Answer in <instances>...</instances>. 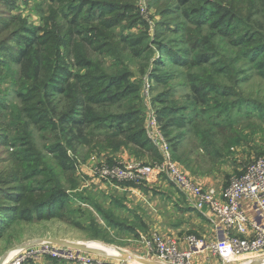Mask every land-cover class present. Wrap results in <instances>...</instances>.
<instances>
[{"label":"trees","instance_id":"trees-1","mask_svg":"<svg viewBox=\"0 0 264 264\" xmlns=\"http://www.w3.org/2000/svg\"><path fill=\"white\" fill-rule=\"evenodd\" d=\"M53 1L64 2V0ZM81 1L80 4L91 3L90 0ZM158 1L170 3L163 10V14L169 16L170 20L165 22V29L160 32L162 36L157 41V43H160L158 49L161 57L163 56L164 62L161 63L159 60L156 67L153 68L154 75L157 77V80L155 79L156 82L162 83L165 81L168 67H174L178 69L177 71L188 66L203 67L205 53L197 54L196 57H200V61L196 63H191L195 58L193 60L187 57L181 59L175 55V53H178L177 51H186L179 53L180 56L189 54L187 48H181V45L184 43L182 41L190 39L191 33H196L198 35L196 36L197 39L204 42L211 41L212 37H217L219 42L223 43V38H226L229 43L236 46L235 48L233 47L236 49V55L233 58L227 55H224L223 58L218 56L219 66H211L213 62L208 64L205 61L206 65L209 66L203 68L201 75L190 74L188 81L193 94L190 101L187 105L181 106V108L173 107L174 104L167 106L165 112L169 114L171 119L164 122V118L159 117L158 120L162 124L163 133L169 139L172 154L176 161L180 162L193 176H207L213 172L231 146L244 136L241 130L237 131L235 126L228 122L231 119L230 113L224 116V114L220 115L221 113L216 110L213 114H207L208 107L203 103V99L206 94L207 98L212 101H217L218 97H225L230 92L241 95L240 80L242 77L240 74L246 71L244 59L240 57L241 53L244 54V58L247 54L251 55V58H245L248 60L246 64L259 77L264 79V43L262 41L264 36L258 38L263 25H259L255 29L236 30V25L231 24V10L219 0ZM69 3L70 0H66V4ZM86 7H88L87 4ZM243 7H247V5L244 3ZM97 8H100L103 13L108 15L115 11L114 4L111 2L106 3V1L98 2ZM79 9L80 6L75 11L79 12ZM89 10L91 9L89 8ZM226 11L228 12L227 18L224 17ZM91 12L93 13L95 10ZM209 13L216 15L215 17L217 18L204 21L203 18ZM236 15L238 14L236 13ZM98 18H100L99 14ZM184 21L188 23L185 24ZM234 21H238V18H234L232 22ZM229 23L231 25L228 27ZM224 24L227 29L224 28ZM0 27L8 28L9 26L8 23L2 21ZM26 31L32 34L34 38L28 39L22 30H18L11 36L17 46L10 48L9 43L12 41L0 42V56L19 65L22 77L24 76L27 78L26 80L33 82V90L29 94L18 93L26 105L25 109H28L29 121L23 122V119L19 117L15 122V125H17L16 130L19 134L17 141H20L21 146H23V154L16 157L15 155L18 152H15L13 154L16 157L15 160L8 164L11 165V168L15 167L11 170L12 175L8 183H13L17 186L15 187L16 192H13L10 196H5L6 202L11 204L9 206L0 205V239L12 226L31 223L35 220L38 222L54 220L67 222L73 228L83 231L91 240H102L106 244L113 242V239L109 238L112 236L109 230L118 229V234H131L134 239H141L142 235L145 234L141 232H146L147 226L140 216L135 215V220L118 216L110 208L95 202L94 197L90 195H78L80 201L85 202L92 199L94 203L92 208H86V215L82 217V219L89 217L93 224L91 225L92 227L84 224L81 226L79 223L83 221L71 218L75 213L71 205L73 196H68L64 182L66 178L70 177L71 187L78 189L79 182L76 178L78 172L77 161L70 156L69 151L76 156L80 148L79 145L86 140L88 131L93 125L95 127L99 119L108 121L107 125L110 131L104 132L103 139H100L97 134L95 135L92 140L94 143L91 147H88L89 155L92 153H97L96 155L105 153L108 156L107 164L111 166L118 165L119 161L115 157L124 151L129 152L138 160L149 159L147 163H155L163 159L160 148L146 134L145 126H143V122L140 119V106L129 108L119 114L105 111L106 103L118 104V101L136 92L137 88L129 82V75L127 76L125 73L107 75L103 70H99L100 76H91V74L74 75L66 66L67 63L64 57L53 51L51 53L52 57L48 59L46 52L43 50L44 43L42 38L36 37L35 33L30 30ZM205 31L207 32L206 35H204ZM187 33L188 35H186ZM186 37L188 40H186ZM150 51L153 53V50ZM239 57V62L242 63L240 67L236 64V59ZM56 63L64 66L57 68L58 65ZM86 64L87 61L84 60L80 66L85 67L84 65ZM220 66L222 67L219 68ZM252 95L253 93L248 92L245 97ZM35 96L36 100L33 102ZM56 96H63L67 99L64 105L67 110L65 113L63 110L61 115H57L58 102H55V109L50 101L51 97L55 100ZM163 97L164 94L161 95V99ZM253 101L257 105H263L262 108L264 109V98ZM220 103L225 107L226 102ZM93 105L101 106L103 110L97 112L101 113L104 111L106 114L96 115L93 112ZM197 105H205L207 109L202 110L200 107H196ZM8 111L9 108H6L3 102L0 101V112ZM162 113L163 109L161 115ZM93 115L96 116L94 117ZM182 115L185 116L183 117ZM5 117L3 115L1 118ZM23 124L25 126L24 133L18 129ZM41 125L55 131L57 141L46 146V151H40L41 161L39 164H35L36 162H32L34 160H27L21 157L37 158L33 132L30 133L28 129L30 130L32 126L43 128ZM187 126L193 131L192 140L185 142L189 134L186 135L184 132L178 134V136H173V128L175 130L176 128H186ZM1 127L3 126H0V130H3ZM227 127H232L237 132L232 129L226 131ZM58 130L61 132L60 136L57 134ZM63 135H67V142L65 139L60 138ZM58 136L60 141H58ZM1 141L6 143L5 138H2ZM74 141H77V145L73 144ZM92 157H88L86 161ZM243 173L244 171L238 175ZM39 178L44 180L39 181L36 186H32L33 182ZM30 181L32 184L27 183ZM137 183L126 182L121 183V186L134 187L138 185ZM115 204L117 203L113 202L111 206L116 209L121 208L120 205L118 207ZM81 209L84 211L83 207ZM94 212L98 214V217L95 216Z\"/></svg>","mask_w":264,"mask_h":264},{"label":"rangeland","instance_id":"rangeland-1","mask_svg":"<svg viewBox=\"0 0 264 264\" xmlns=\"http://www.w3.org/2000/svg\"><path fill=\"white\" fill-rule=\"evenodd\" d=\"M100 1H106V3L111 2L114 4L115 11L108 15L107 13H103L100 8L96 9L97 4ZM219 1L227 5L231 10V24L236 25V30H248L249 28L255 29L258 28L259 25H263V28L258 34V38L264 36V0ZM80 2L82 1L70 0V3L66 4V0H64L63 3L55 2L53 0H0V23L4 21L8 23L9 26L8 28L0 27V42L12 41L9 43L10 48L15 47L17 45L11 39L12 34L15 31L22 30L23 34L27 36L26 38H34L32 34H29L26 31L30 30L35 33L36 37L42 38V42L44 43L43 50L46 52L47 58L50 59V57H52L51 53L53 51L59 53L61 57L65 58L67 63L66 66L74 75L79 74L80 76H83L91 74V76H100L99 70H103V72L107 75H114L118 73H125L127 76L129 75V82L137 88L136 92L127 98H123L118 101V104L112 105L109 104L111 102L106 103L105 111L112 112L113 114H119L129 108H136V106H140V119L143 122V126H145L146 134L149 137L153 135V131L150 130L149 126V120L153 116L157 120L158 128L169 144L170 151L172 152L169 139L163 133L161 129L162 124L158 121L159 117L162 119L164 118V122H167L171 119L169 114L165 112V108H167V106L174 104L173 107L181 108V106L187 105L190 101V98L193 96L188 81L190 74L201 75L203 68H207V66H209L206 65L205 61L208 64L213 62L211 66H219L220 61L217 60L218 56L223 58L224 55H227L233 58L236 55V49H234L236 46L229 43L226 38H223V43L219 42L217 37H212L210 39L211 41L204 42L197 39L196 36L198 35H196V33H191L190 39L188 40L186 37V40L188 41H182L184 43L181 45V48H187L189 54L180 56L179 53H184L186 51H177L178 53H175V55L179 56L178 58L181 59H185L187 57L190 60H193L195 58L191 61V63H196L200 61V57H196L197 54L205 53L203 67L188 66L179 69V71H177L178 69L174 67H168L166 69L167 76L165 81L158 83L156 82L157 77L154 75L153 68L156 67L159 60L161 63L164 61L162 59L163 56L161 57L158 49V45L160 43H157V41L159 40V37L162 36L160 32L165 29V22L170 20L169 16L163 14V10L167 8L170 3L160 2L158 0H90L91 3L82 4H80ZM244 3L247 7H243ZM86 4L88 7H86ZM256 5L257 7H255ZM79 6V12H76L75 10ZM89 8L91 10H89ZM92 10H95V12L92 13ZM236 13L238 15H236ZM98 14L100 15V18H98ZM215 16L216 15L209 13L205 18H203V20L210 21L213 18H217ZM227 16L228 12L226 11L224 17L227 18ZM234 18H238V21L232 22ZM184 22L185 24L188 23L187 21ZM231 24L229 23L228 27ZM224 28L227 29L225 24ZM98 31L100 32L97 34ZM206 34L207 32L205 31L204 35ZM186 35H188V33ZM140 41L142 42V45ZM262 41L264 43L263 38ZM146 44H148L147 47ZM150 50H153V53H151ZM250 56L251 55L247 54L245 58H251ZM240 57L244 59V68L246 70L240 74L242 77L240 80V92L243 96L230 92L229 95L225 97H218L217 101H212L207 98V94L203 99V103L208 107L207 114H213L216 110L221 113L220 115L224 114V116L230 113L231 119H229L228 122H231L237 131L241 130L242 135L244 136L231 146L224 158L220 161L221 163L219 162L216 165L210 175L197 177L199 178V181L209 182L208 184L217 188L227 187V184H229L228 181L230 182L232 177L238 176L239 173L245 171L248 165L255 159L264 157V109L262 108L263 105H257L253 101L255 99L258 100L264 98V79L259 77L248 67V64H246L248 63V60L244 58V54L241 53ZM240 57L236 59L238 67L242 64L239 62ZM84 60L87 61V64L84 65L85 67H81L80 65ZM56 64L58 65V63ZM61 66L64 65L59 64L57 68H60ZM221 67L222 66L219 68ZM244 72L245 74H243ZM26 79V77H22L19 65H16L7 60L5 57L0 56V101L3 102V105H5L6 108H9L8 112H0L1 117L3 115L6 116L5 118L0 117V126H3L1 127L3 130H0L1 206H9L11 203L6 202L5 196H10L13 192H16L15 187L17 185L8 183L9 178L12 175L11 170L15 167L11 168V165L8 164L9 162H13L17 156L23 154V146H21L20 141H17L19 134L17 133V125H15V122L19 117L20 119H23V122L29 121L27 113L28 109H25L26 105L18 95L19 92L29 94V92L33 90V82ZM248 92L253 93V95L245 97V94ZM162 94H164V97L161 99ZM35 100L36 96L33 102H35ZM66 100L67 99L63 96H56L55 100L51 97L50 101L51 104L54 105L55 109V102H58L59 104L57 115H61L63 110L64 113L66 112L67 109L64 107ZM220 102H226L225 107L222 106ZM205 105H197L196 107L206 110L207 107ZM162 109L163 113L161 115ZM102 110L103 108L101 106L93 105V112L96 115L101 116L102 114H106L104 111L101 113L97 112ZM96 115L93 116L95 117ZM182 116L184 117L185 115ZM107 122V120L99 119V121L95 124V127L94 125L91 127L88 131L86 140L79 145L80 148L76 156L69 151L70 156L77 161L78 168L80 167V172L78 171V174L81 173L82 176L85 177H76L79 182L78 189L75 188L76 190L71 187L70 177L64 180L68 196H73L71 205L72 210L75 213L71 218L83 221L79 223L81 226L84 224L88 227H92L91 225L93 224L90 218L86 217L85 219H82V217L83 215H86V208H92L94 203L92 199L91 201H85L86 203L82 202L79 200L78 195L82 194L84 196H93L91 195V193H93L97 195V197L93 196L95 201L100 202V196L95 191H91V188L100 190L99 186L101 185L100 184L91 188H83V183H88L90 176L87 175L88 173L86 171L85 174L83 173L84 170L81 168V165L88 163L85 161L90 156L96 157V160H94L96 166L107 164V161H100L99 163V159L101 160V158L100 156H95L97 153H92L91 155L88 154V147H91L94 143L92 140L95 138V135L97 134L100 136V139H103L104 137L102 136L104 135V132L110 131ZM41 126L43 128H36L35 126H32L30 127L31 131L28 129L30 133L33 132V141L37 148V158L28 156L21 157L27 160H34L32 162H36L35 164H39L41 161L40 151H46V146L57 141L55 131H52L50 128L47 129V127L43 125ZM18 129L24 133V124ZM59 129L61 130V128ZM226 129V131H229L232 127H227ZM60 130L57 131L59 136L61 135ZM182 132L186 135L189 134L185 142L193 139V131L189 129V126L186 128H176L175 130L174 128L172 129L173 136H178V134ZM59 136L58 141H60ZM2 138H5L6 143L1 141ZM60 138L65 139L67 142V135H63ZM73 144L77 145V141H74ZM15 152H18V154L15 155L16 157L13 156ZM172 160L195 181L194 177L189 174L186 168L180 164V162L176 161L173 154ZM91 163L92 162H90L89 166L91 168L89 169H91L90 171L93 175V169L95 168L93 165L95 164ZM9 168L11 169L9 170ZM159 178L171 185L169 188L170 192L174 193L176 197H180V193L177 190L179 188L175 187V184L167 175H161ZM43 180V178H39L37 181L33 182V184L31 181L27 183L32 184V186H36L39 181ZM100 204H102V202H100ZM119 204L117 203L115 205L119 207ZM81 206L84 211H82ZM170 207H172V209H170L171 211L178 213L179 205L175 204L172 206L170 204ZM174 207L176 209H174ZM167 208L168 203L166 200H163L160 210L165 212L164 209ZM172 214L167 212L164 213L165 222H167V224L169 221L173 222V218H168L173 217ZM132 215H134V213H132ZM204 216L207 217V215L204 214L202 215L203 218H201V216L197 217L201 220L205 219V223L208 224L210 221L208 217L205 218ZM175 217V222H177L179 215L177 214ZM60 223L64 222L54 220L53 222L40 227L39 231H37L39 228V222L36 220L31 223H24V225L26 224L24 227L21 224H18L10 228L4 233L2 239H0V256L12 248L13 249L9 251V253L7 252L6 255L13 254L14 251L20 247H24L25 245L27 246L22 250L18 249L14 253V256L7 262L4 261L3 264H7L8 262V264H10L14 260L13 258L17 256L16 254L22 252L23 250L33 248L37 250L42 246H50L52 248L66 247L55 243H48L43 241V239L38 241H29L23 245L17 243L24 237L29 238L39 233V235H42L45 233L44 231H47L54 236L62 237L72 242H77V244L81 245L88 244L93 247L96 245L95 243H97V246L101 247L99 243H102L105 246L116 245L119 247H127L125 240H119L118 235L117 238L115 236L109 237L113 239L111 244H106L102 240L90 241L91 238L86 236L83 231H79L75 227L73 228V226L67 222L64 223L67 227L57 226ZM190 224L192 223H187L186 226ZM20 226H22V228ZM141 233H145V231ZM154 233L157 232L145 233L142 236L148 237ZM122 235L126 234L122 233ZM194 235L201 237L199 232L196 231L194 232ZM129 236L133 235L130 234ZM140 241H142V238ZM110 252L113 253L111 250ZM83 253L92 256L91 253ZM38 257H40V259H47V257L50 256L37 255L33 257V260L35 261ZM202 257H204L203 262L200 264H224L222 258L211 255H203ZM240 259L241 260L235 264H254L256 262L253 261L254 255H249V257H243ZM33 260L24 262L23 264H34ZM151 260L152 262H158L156 258H149L146 261ZM199 261H201V259ZM195 264L198 263L195 261ZM259 264H264V259H262Z\"/></svg>","mask_w":264,"mask_h":264},{"label":"built area","instance_id":"built-area-1","mask_svg":"<svg viewBox=\"0 0 264 264\" xmlns=\"http://www.w3.org/2000/svg\"><path fill=\"white\" fill-rule=\"evenodd\" d=\"M149 126L153 131L150 138L162 153L160 162L103 164L95 166L93 175L108 184L137 183L167 175L187 195L197 211L213 214L216 228L225 230L224 238L215 242L187 235L184 238L189 247L187 250L181 248L179 239L154 233L142 238L149 254L163 264H195L196 256L208 254L222 258L224 264H235L249 255H254L253 261L256 262L264 259V157L252 161L243 174L232 177L227 187H204L172 160L169 144L160 132L155 117L150 118ZM16 255L10 264H23L37 255L72 264H137L126 259L108 262L67 247L42 246L37 250H23Z\"/></svg>","mask_w":264,"mask_h":264},{"label":"crops","instance_id":"crops-1","mask_svg":"<svg viewBox=\"0 0 264 264\" xmlns=\"http://www.w3.org/2000/svg\"><path fill=\"white\" fill-rule=\"evenodd\" d=\"M95 156H100L101 160L99 159V163L100 161H107L108 156L105 153H102L100 155H95ZM96 157H92L90 160L85 161L88 162L86 164L81 165V168L84 170L83 173L85 174L86 172L88 173L87 175L90 176V180L88 183H83L84 186L83 188H91L94 186H99L100 190H97L95 188H91V191H95L99 196L100 199L99 201L102 202V205L105 207L110 208L111 210H113L118 216H122L124 218H130L131 220H135V214L137 216H140L143 220L145 225L147 226V232L145 233H153V232H157L162 234L165 237H170V238H176L179 239L180 241V246L183 250H187L189 247L186 244V242L184 241V238L187 235H194V232H199V235L201 237H198L200 239H204L207 242H215V241H219L222 240L225 236V230L222 228H216V218L214 217L213 214H211L210 212H207L204 215H207L208 219H209V223H205V219H199L198 217L203 215V213H200L199 211H197L194 206L191 204V202L189 201L188 197L186 194H184L180 189H177L180 193V197H176L174 193L170 192L169 188L171 185H169L167 182H165L163 179L161 178H155L153 180H144V181H140L138 182L136 186H121L119 184H108L105 183L101 180H97L98 178H96L95 176L92 175V172L90 171L91 167L90 166V162L94 163L96 160ZM115 159L117 161H119L118 163L121 164H128L131 162H137V163H147L149 161V159H144V160H138L137 158H135L133 155H131L129 152L124 151L121 154L117 155L115 157ZM91 163V164H92ZM95 164V163H94ZM147 164H153L152 162H149ZM94 167L96 166L93 165ZM87 169V170H85ZM78 171L80 172V167L78 168ZM86 171V172H85ZM192 177H194L195 181L197 182V184H200L204 187H212L213 185L208 184L209 182L206 181H199V178H197L196 176H193L191 173H189ZM82 177L85 178L84 176H82L81 173L78 174L77 172V177ZM92 177V178H91ZM172 183V182H171ZM175 187H177L175 185ZM223 189V188H220ZM91 195H93L94 197H97L96 194L91 193ZM95 200V199H94ZM166 200L168 203V208L164 209L165 212L172 214L173 211H171L170 209H172V207H170V204L172 206H174L175 204L179 205V210L178 213L177 212H173L172 216L173 217H168L169 219L173 218V222L169 221L168 224L167 222H165V212H162L160 210V207L162 206V201ZM96 202V201H95ZM98 202V203H100ZM113 202L116 203H121L120 205V209H116L114 207H112L111 205L113 204ZM174 209H176L174 207ZM137 212V213H136ZM132 213H134V215H132ZM95 216L98 217V214L96 212H94ZM179 215L177 222H175L176 215ZM198 216V217H197ZM185 217V218H183ZM205 217V216H204ZM205 217V218H207ZM53 222V221H45V222H39V228L37 229V231H39L40 227ZM192 223L188 226L187 223ZM103 224V222H102ZM23 227L26 225L21 224ZM28 225V224H27ZM104 225V224H103ZM16 226V225H14ZM12 226V227H14ZM22 226H20L22 228ZM57 226H66L64 223H60ZM11 227V228H12ZM67 227V226H66ZM194 229V230H192ZM42 231V230H41ZM44 231V230H43ZM112 233V237L115 236L117 238V235L119 237V240H125V242L127 243V247H119L116 245H109V246H105L102 243H99L100 246H97V243L93 244L95 246V248L101 249L103 250L106 254L111 253L110 250L114 253L113 256H117V255H126L127 259H131L136 261L137 258H141L144 260L147 259H154L155 257H153L151 254H149V252L147 251V249L145 248V246L143 245L142 241H140V239H134L132 236L129 235H122L121 233L118 234L119 230H109ZM194 231V232H193ZM45 233H43L42 235L36 234L32 237H24L22 239H20L19 243L20 245H23L24 243H27L29 241H38V240H44V239H54V240H58V241H64V242H68V243H74L77 244V242H72L68 239L62 238V237H57L54 236L50 233H48L47 231H44ZM117 232V233H115ZM187 234V235H186ZM53 237V238H51ZM143 238V236H142ZM2 239V238H1ZM90 241H96V240H90ZM16 244V243H15ZM17 244V245H19ZM104 246V247H103ZM13 249V248H12ZM12 249H10L9 251H11ZM9 251H7L9 253ZM7 252L5 254H3L2 256H0V259L5 256L7 254ZM93 257L95 258H99L108 262H113L115 260H117L116 258L110 257V255L107 257L105 256H99V255H94L91 254ZM112 255V254H111ZM210 255V254H208ZM212 256V255H211ZM201 261H199L200 259ZM195 261L196 263L200 264L203 262V258L202 256H196L195 257ZM198 258V259H197ZM152 261V260H151ZM34 264H72L69 263L67 261H59V260H55L53 258L47 257L46 258H41L38 257L35 261L33 260ZM137 263L139 261H136ZM140 263V262H139ZM215 263V262H214Z\"/></svg>","mask_w":264,"mask_h":264},{"label":"water","instance_id":"water-1","mask_svg":"<svg viewBox=\"0 0 264 264\" xmlns=\"http://www.w3.org/2000/svg\"><path fill=\"white\" fill-rule=\"evenodd\" d=\"M43 241H46L48 243H55V244H58V245H62V246H66V247H70V248H73V249H76L78 251H83V252H87V253H91V254H94V255H99V256H109L110 257H113V258H116V259H126V255L122 256L121 255H118V256H113L111 254H106L103 250L101 249H98V248H95V247H92L91 245H86V244H74V243H68V242H64V241H58V240H54V239H44ZM27 245H25L24 247H26ZM30 246V245H29ZM28 246V247H29ZM24 247H20L18 249L22 250L24 249ZM17 249V250H18ZM17 250H15L14 252H16ZM7 255L3 256L2 260H0V264H3V262L5 261V257ZM137 260L136 261H139L138 263L139 264H163V263H160V262H152V261H146L144 259H141V258H137L135 257ZM254 264H259V262H255Z\"/></svg>","mask_w":264,"mask_h":264},{"label":"bare ground","instance_id":"bare-ground-1","mask_svg":"<svg viewBox=\"0 0 264 264\" xmlns=\"http://www.w3.org/2000/svg\"><path fill=\"white\" fill-rule=\"evenodd\" d=\"M15 253V252H14ZM14 253L13 254H9V255H7L6 257H5V262H7L8 260H10L11 259V257H13L14 256ZM110 254H114V253H110ZM118 256V255H117ZM122 257V256H121ZM126 260H128V261H134V260H131V259H127L126 258ZM135 263H137L136 261H134ZM5 264V263H4ZM138 264V263H137Z\"/></svg>","mask_w":264,"mask_h":264}]
</instances>
